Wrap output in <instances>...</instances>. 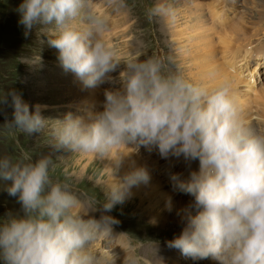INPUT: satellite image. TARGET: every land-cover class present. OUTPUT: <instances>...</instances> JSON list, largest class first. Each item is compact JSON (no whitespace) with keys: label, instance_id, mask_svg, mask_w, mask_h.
I'll return each instance as SVG.
<instances>
[{"label":"clouds","instance_id":"9594fccd","mask_svg":"<svg viewBox=\"0 0 264 264\" xmlns=\"http://www.w3.org/2000/svg\"><path fill=\"white\" fill-rule=\"evenodd\" d=\"M107 3L116 11L126 7L125 0ZM16 11L25 36L37 25L54 29L47 42L57 50L62 71L72 74L82 90L118 82L119 87L103 90L100 110L65 112L51 145L57 152L112 156L114 182L92 210L101 213L96 218L81 211L67 180L52 178L50 155L0 157V180L8 182L5 191L21 206L20 213L0 218V262L116 264L114 252L100 256L93 245L111 236L119 223L108 213L152 179L147 164L117 175L126 156L119 149L131 147L137 154L140 148L155 149L162 159L198 161L187 179L170 176L172 190L192 200L183 210L180 233L167 241L169 248L194 261L264 264V130L245 123L230 86L209 89L194 83L172 72L160 56L130 60L113 77L122 64L103 38L109 20L92 10L91 0H21ZM146 14L152 19L173 10L156 3ZM0 106L12 108L8 129L31 136L47 125L49 118L42 115L47 106L30 110L15 89L0 94ZM166 208L172 210L170 199Z\"/></svg>","mask_w":264,"mask_h":264},{"label":"rangeland","instance_id":"374dc122","mask_svg":"<svg viewBox=\"0 0 264 264\" xmlns=\"http://www.w3.org/2000/svg\"><path fill=\"white\" fill-rule=\"evenodd\" d=\"M218 1L197 0L192 3L190 0H125L126 7L116 11L109 7L107 0H91L92 10L109 20L110 27L104 33L103 38L115 50L117 58L122 64L117 72L112 73V76L118 77L119 71L123 69V64L128 61L144 60L151 56L165 58L172 72H177L184 76L182 72L184 67H182L180 58L177 56L178 46H176V42H172V37L163 31L165 27L163 25L164 23L166 24L165 18L163 19L164 16L149 19L146 9L156 3L166 4L173 10V14L170 15L173 20L170 21L174 22L176 28L183 29L191 25L192 10L197 11L204 4L206 7L203 6L204 11H207L208 5L205 3L214 2L216 4ZM231 2L233 7H230V11L227 10L229 4L227 7L217 6L216 4V9L221 19V24L217 26L224 28L225 35L231 36L229 33L230 28L241 24L243 31H240L239 34L241 35L244 32V35L238 36L241 40L237 44L243 42L240 45H250L252 50L249 53L255 55L257 50L259 48L262 49L264 44V0H232ZM20 3L21 0H0V94L6 93L11 89L17 90L22 94L23 99L29 103L30 110L31 106L35 104L47 106L42 111V115L49 119L46 127L40 133L29 136L24 132L7 128L5 122L11 119L12 108L0 106V157L5 155L12 157L30 155L35 160L41 155H50L54 165L51 169L52 178L54 180H67L71 185L72 191L76 193L81 201V211H88V216L99 218L101 213L92 210L105 201V194L114 182L112 156L100 157L68 150L54 151L51 147L54 143L52 132L57 125V120L62 119L65 112H78L80 110L78 114H83L84 110L89 109L90 106H86V103L84 107H80L86 98H96L95 104L97 106L95 111L100 110L101 102L104 99L103 90L109 87H119V84L117 82L114 85H101L90 92L95 94L94 96H89V90H82L80 83L74 76L70 73L65 74L60 68L57 59L58 52L47 42L54 38V29L51 26L37 25L25 36L23 26L18 24L19 16L16 11ZM218 7H220V10ZM224 17L227 18L226 21L222 20ZM213 44H215L214 54L216 57L218 55L217 48L219 47L218 49H220V45ZM241 52L235 56V59L233 57L232 61H238L241 58ZM254 61L253 59L249 60L250 64H247V68H249L247 70L231 71V67L233 68V64H237V62H233V64L226 63L225 65L231 66L230 71L233 73L239 72L240 77H242L239 83L230 86L236 103H240L239 101L246 102L251 107V115L248 114L251 123L257 125L256 122H259L258 124L264 126V95H259L261 94L260 90H264V61L253 72L254 77H246V73L252 71ZM245 70L246 72L244 73ZM244 78L247 81L249 80L247 83L251 85L250 89L252 91L249 90L248 94L244 93L248 88L243 85L244 82H241ZM98 88H100L99 93ZM234 92H237L240 96L234 95ZM241 92H243L244 97ZM90 109L93 110L92 107ZM239 110L243 118L244 110ZM243 120L247 123L246 118H243ZM129 148L131 150V147ZM119 151L122 154L125 153L123 149H119ZM147 153L146 159H141V156ZM155 153L157 151H154ZM132 154L136 156L141 164H147L152 169V175L160 180L162 188L167 194L173 195V198L176 197L174 200L182 198L187 203L192 200L189 195L172 192V187L166 186L163 174L155 172L158 166L153 165L165 159L160 156L157 157V160L154 159V156L150 158L149 154L151 153L148 151L138 156L137 153H134L133 148ZM121 168L119 173H117L118 176H123L125 172ZM168 172L173 173L171 169ZM167 174L165 173L164 175ZM103 181L106 182V187L102 185ZM7 184L8 182L0 180V218L10 212H21V206L17 199L9 196L5 191ZM140 188H133L134 191L132 193L134 194L131 196L132 198L134 197L133 199H127L122 205H117L111 213H108L115 217L119 223L113 226L111 236L103 238L107 245L102 241L104 248L97 250L98 255L105 256L107 253L113 252L112 248L114 246L117 248L120 242L122 243L120 249L124 250L123 245H125V249H127L124 251L129 252V256L132 246L136 244V247L132 250L131 257L144 258L141 264H156V259H158V264H217V262L212 260L194 261L181 255L179 250L169 248L167 241L180 233L183 221L181 217L164 210L163 204H159V209L155 207L151 212L159 213L163 217L168 216L170 223L165 229L159 221L150 222L149 216L143 219L133 207H130V204H133L136 208L142 210L147 208L149 201L144 200L145 202L143 201L141 204L138 198V196H143V193H139ZM134 199L136 202H134ZM88 216H84V218L87 219ZM113 237L117 238L118 241L113 242ZM135 261L137 262L138 260ZM122 262L125 261L121 260L120 256H117L116 264H123Z\"/></svg>","mask_w":264,"mask_h":264},{"label":"bare ground","instance_id":"6f19581e","mask_svg":"<svg viewBox=\"0 0 264 264\" xmlns=\"http://www.w3.org/2000/svg\"><path fill=\"white\" fill-rule=\"evenodd\" d=\"M196 1L197 0H190V2H192V3L196 2ZM231 1L232 0H219L216 4H217V6H221V7H223V6L227 7L229 4V8L227 10L230 11L231 10L230 7H233L232 6L233 4ZM205 4L208 5L207 11H204V7H205L204 4H202L201 8L198 9L197 11L192 10L191 19H190L191 25L186 26L183 29L176 28V25L174 24V22L170 21V20H173L170 18V15L163 17V19L165 18L164 20L166 21V24L164 23V25H163V26H165L163 28V31L166 34L168 33V35L170 37H172V39H171L172 42L173 43L176 42L175 44H177L176 46H178L177 56L180 58L181 65H183L182 67H184L183 71H182L184 73V77L189 79L190 81H192L194 83H199V84L205 85L209 89H213V88H215L221 84H225V83L228 84L229 86L236 85L237 83L240 82V79L242 77H240L239 72L233 73L231 71L244 69V68L247 69V64H248L249 60H251V59L255 60L253 62L254 63L253 69H252V71L246 73V77L247 76H248V78L254 77L253 72L258 69V67L261 64L262 58L264 57V44L262 45V49L259 48L255 55H251L249 53L252 50L250 48V45L249 46H247V44H243L244 46L240 45L243 42H240L239 44H237L238 41L241 40V38L238 36L244 35V32H242L241 35L239 34L240 31H243L241 24H240V26L230 28L229 33L231 36L225 35L224 34L225 33L224 28H220L219 26H217V25L221 24V22H220L221 19L219 18V13L217 12V9H216V4L214 2H208ZM218 8L220 10V7H218ZM205 12H207V13H205ZM222 20L226 21L227 18L224 17V18H222ZM218 31H219V33H217ZM165 36H167V35H165ZM251 36H253V35H251ZM213 43L220 45V49H218L219 47L217 46L218 47L217 48V50H218L217 54L218 55H216V57H218V58L215 57V54H214L215 44H213ZM240 52H241V58L238 61H232L233 57L235 59V56L240 54ZM250 56H253V57H250ZM198 57H199V59H198ZM200 61H202V62H200ZM233 62H237V64H233ZM226 63H230V64L232 63L233 68L231 66L225 65ZM243 66H245V67H243ZM230 67H231V71H230ZM248 81L245 78L243 79V81H241V82H244L243 85H245L248 88V90H246L244 92L245 94H248L249 90H251L250 89L251 85H249L250 83H247ZM91 91H92V89L89 90L88 94H89V96L92 97L95 94L90 93ZM242 93L243 92H241V95L243 96ZM260 93L261 94H259V95L263 96L264 90H260ZM236 94H237V92H234V95H236ZM237 95H239V94H237ZM79 97H81V96L79 95ZM95 102H96V98H94V97L86 98L83 100V102H82L83 104L80 105V107H84V105L86 103V106H90V108L92 107L93 110L95 111V107L97 106L95 104ZM239 102L240 103H237L238 108L244 110V112H243L244 117L243 118L244 119L246 118V122L249 125H252L258 129L264 130V126L258 124L259 122H256L257 123V125H256L255 123H251V121L249 120L250 118L248 117V114L251 115V113H250L251 107L246 102H243V101L242 102L239 101ZM121 149H123L125 151V153H123V155H126L124 157V162H123L124 166L121 168L122 170L124 169V171H125L124 174L126 172L130 171L133 167H138V166L142 165L137 160L136 156H134L132 154V148H131V150L129 147L126 149L125 148H121ZM154 151H156V150L154 149L151 153L154 154ZM153 156H154V159L157 160V157H159L158 152L155 153ZM153 156H150V158H152ZM173 159L177 165H179L180 162H182V161L186 162L183 158L177 159L174 157H171V158L165 159V160H173ZM189 163H191V164L195 163V164L199 165L198 161H192ZM193 168H195L194 165H193ZM170 169L173 171V173L177 172V167L174 165L173 161L171 163H166L162 166H159L157 168V171H158V173H162L164 175L165 173H168V171ZM102 185L104 187H106V182L103 181ZM140 187L141 188H140L139 193H143V196L142 197L138 196V198L140 199L141 204L143 203L144 200L149 201L148 206L144 210H142L140 208H136L135 205H133V204H130V207H133L135 209V211L140 216L143 217V219L146 218V216H149L150 222L159 221V222H161V224L163 225V227L165 229V227L168 226V223H170L168 221V216L163 217L159 213L151 212V211L155 207H157L159 209V204L160 205L163 204L164 210L168 211L166 208V202L170 199L171 204H172V210L170 211L171 214H174L176 216L181 217V220H182L183 210L188 207L189 203L184 202L182 198L181 199L177 198L178 200H174V198H176V197L173 198V195H171L169 193L167 194L163 190L162 184L157 177H154L152 175V179H151L150 183L147 186L141 185ZM132 191H134V189H132ZM137 195H139V194H137ZM164 201H165V203H164ZM134 202H136L135 199H134ZM154 213H155V215H154ZM113 239H114L113 242L118 241L117 238L113 237ZM121 246H122V243L119 242L117 248L120 249ZM123 246H124V250H126L127 248L125 249V245H123ZM124 250L120 249V251H119L120 256H121L120 259L125 261V262H122L123 264H128V263H126V261L129 258V252L124 251Z\"/></svg>","mask_w":264,"mask_h":264}]
</instances>
